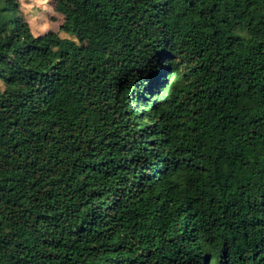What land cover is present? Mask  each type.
I'll list each match as a JSON object with an SVG mask.
<instances>
[{"label":"trees","instance_id":"trees-1","mask_svg":"<svg viewBox=\"0 0 264 264\" xmlns=\"http://www.w3.org/2000/svg\"><path fill=\"white\" fill-rule=\"evenodd\" d=\"M54 6L0 0V264H264V0Z\"/></svg>","mask_w":264,"mask_h":264},{"label":"rangeland","instance_id":"rangeland-1","mask_svg":"<svg viewBox=\"0 0 264 264\" xmlns=\"http://www.w3.org/2000/svg\"><path fill=\"white\" fill-rule=\"evenodd\" d=\"M19 1L21 3V0ZM21 10L35 35H39L43 30L58 33L62 38H70L60 31L66 18L55 11L54 0H25Z\"/></svg>","mask_w":264,"mask_h":264},{"label":"clouds","instance_id":"clouds-1","mask_svg":"<svg viewBox=\"0 0 264 264\" xmlns=\"http://www.w3.org/2000/svg\"><path fill=\"white\" fill-rule=\"evenodd\" d=\"M24 2H25V0H21V3H20V5H21V7L23 8L24 7ZM30 27H31V25H30ZM40 28H42V27H40ZM47 31H43V30H41V32H40V34H44V33H46ZM39 34V35H40ZM38 36V35H37Z\"/></svg>","mask_w":264,"mask_h":264}]
</instances>
